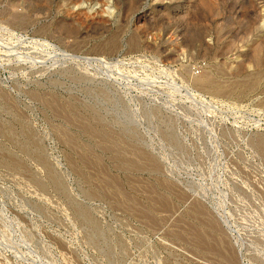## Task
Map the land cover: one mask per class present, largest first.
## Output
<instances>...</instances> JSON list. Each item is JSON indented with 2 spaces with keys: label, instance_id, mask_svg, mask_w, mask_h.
Returning a JSON list of instances; mask_svg holds the SVG:
<instances>
[{
  "label": "rangeland",
  "instance_id": "374dc122",
  "mask_svg": "<svg viewBox=\"0 0 264 264\" xmlns=\"http://www.w3.org/2000/svg\"><path fill=\"white\" fill-rule=\"evenodd\" d=\"M0 264H264V0H0Z\"/></svg>",
  "mask_w": 264,
  "mask_h": 264
},
{
  "label": "bare ground",
  "instance_id": "6f19581e",
  "mask_svg": "<svg viewBox=\"0 0 264 264\" xmlns=\"http://www.w3.org/2000/svg\"><path fill=\"white\" fill-rule=\"evenodd\" d=\"M205 79V78H204ZM204 79H203V81H204ZM213 80V79H212ZM205 82H206V80H205ZM203 83V82H202ZM208 83V82H207ZM216 83V82H215ZM254 83V82H253ZM216 86V85H215ZM248 86V85H247ZM246 87V86H245ZM225 91V88L224 89H221V91ZM234 91V90H233ZM227 92V91H226Z\"/></svg>",
  "mask_w": 264,
  "mask_h": 264
}]
</instances>
